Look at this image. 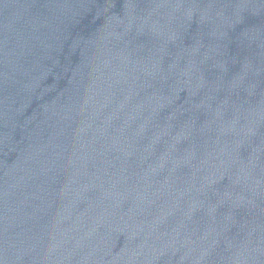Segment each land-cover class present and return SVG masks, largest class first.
I'll return each instance as SVG.
<instances>
[{
    "label": "water",
    "instance_id": "1",
    "mask_svg": "<svg viewBox=\"0 0 264 264\" xmlns=\"http://www.w3.org/2000/svg\"><path fill=\"white\" fill-rule=\"evenodd\" d=\"M0 264H264V0H0Z\"/></svg>",
    "mask_w": 264,
    "mask_h": 264
}]
</instances>
